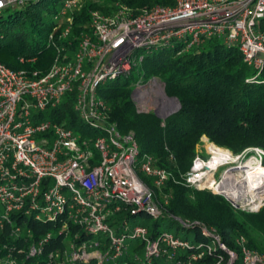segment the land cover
I'll return each mask as SVG.
<instances>
[{
	"label": "built area",
	"instance_id": "obj_1",
	"mask_svg": "<svg viewBox=\"0 0 264 264\" xmlns=\"http://www.w3.org/2000/svg\"><path fill=\"white\" fill-rule=\"evenodd\" d=\"M28 1L0 0V11ZM83 3L61 1L54 16L56 25L48 36L55 57L47 71L13 69L0 60V233L8 229L11 237L26 236L28 248L19 251L37 257L44 254L53 229L58 231L64 247L49 253L53 264L94 260L96 264H118L131 240L145 243L147 263L164 258L173 264H203L211 256V264H264V253L251 249L245 236L236 239L238 248L230 247L215 227L204 222L172 215L183 228L200 229L205 240L184 238L170 230L151 236L147 225L131 226L127 216H165L168 197L159 201L156 189L166 185L171 172L158 165L153 154L141 152L134 131L120 130L111 119L108 102L98 92L107 81L129 75L156 50L180 45L181 53L212 38L227 47L237 46L257 78L264 70V0H177L174 5L144 7L138 14L126 4H119L110 14L95 9L90 12V30L81 32L76 48L70 49L74 14ZM28 60L20 57L21 62ZM152 79L149 83L155 84L147 87L141 85L142 78L136 83L132 97L138 112L157 114L162 109L164 92ZM75 90L74 109L87 129L83 134L46 115ZM164 99L165 103L175 101L167 95ZM170 114L160 118L164 121ZM206 141L224 155L210 150L203 153ZM249 151L263 164L262 149ZM246 152L235 154L203 136L182 179L189 187L211 190L208 177L221 180ZM254 198L259 202L231 198V204L240 209L242 204H254L243 210L258 212L264 207V194ZM123 211L128 215L113 218ZM31 221L49 223L52 229L33 240ZM3 249L9 253L3 254ZM68 251L70 257L65 260ZM1 262L16 264L12 247L0 241Z\"/></svg>",
	"mask_w": 264,
	"mask_h": 264
},
{
	"label": "trees",
	"instance_id": "obj_2",
	"mask_svg": "<svg viewBox=\"0 0 264 264\" xmlns=\"http://www.w3.org/2000/svg\"><path fill=\"white\" fill-rule=\"evenodd\" d=\"M29 0L20 7H7L8 16H0V60L13 69L47 71L53 63L55 48L49 46L48 36L56 25L57 5L62 0ZM177 0H85L82 8L74 14L70 49H75L81 32L90 30V12L98 9L105 14L113 13L119 4L130 6L135 14L144 7L153 5H174ZM264 26V19L262 21ZM61 28L58 30V34ZM175 48H163L147 55L139 68L127 76L107 81L98 89L111 108V119L123 132L134 131L142 153L153 154L158 165L168 169L171 177L164 187L156 189V197L164 202L168 197L165 216L153 219L147 225L151 236L162 230H170L177 224V234L183 226L172 217L200 221L215 227L224 242L238 248L236 239L243 235L251 249L264 253V207L250 212L234 207L222 194L210 189L189 187L182 175L190 170L203 136L217 146L243 154L249 149L264 151V70L257 78L255 69L245 60L237 46L227 47L222 41L212 38L188 51L178 53ZM30 58L21 62L20 57ZM32 58H34L32 60ZM159 77L165 84L166 94L176 97L180 108L164 121L154 112H138L132 93L137 81ZM76 90L68 93L62 103L48 110L46 115L55 120L65 121L76 132L85 133L86 126L74 109ZM254 151L246 152V157ZM264 168V157L263 164ZM146 178V177H145ZM149 182L148 178H146ZM212 188L211 183H207ZM117 216L120 220L124 216ZM143 214L127 216L130 220ZM21 220V219H20ZM34 239H38L52 225L31 221ZM73 229H76L73 228ZM187 231L186 238H189ZM46 244L44 254L29 257L26 236L0 233V241L12 247L16 264H53L48 255L57 248H63V235L54 230ZM195 240H205L198 228L194 229ZM83 235H85L83 233ZM14 248V249H13ZM145 243L131 240L129 251L118 264H173L164 258H154L151 263L144 260ZM9 253L3 249V254ZM135 254L142 262H137ZM207 256L203 264H211ZM0 264H3L2 262ZM90 264H95L94 262Z\"/></svg>",
	"mask_w": 264,
	"mask_h": 264
},
{
	"label": "bare ground",
	"instance_id": "obj_3",
	"mask_svg": "<svg viewBox=\"0 0 264 264\" xmlns=\"http://www.w3.org/2000/svg\"><path fill=\"white\" fill-rule=\"evenodd\" d=\"M209 150L215 154L224 155V152L215 148L214 145L211 147L209 145ZM213 179V175H210L207 180V183H211L213 190L222 192L238 202H247L250 194L253 197L264 194V168L258 158L248 159L236 168L227 170L222 179L215 184ZM226 182L227 185L224 188L222 184Z\"/></svg>",
	"mask_w": 264,
	"mask_h": 264
},
{
	"label": "rangeland",
	"instance_id": "obj_4",
	"mask_svg": "<svg viewBox=\"0 0 264 264\" xmlns=\"http://www.w3.org/2000/svg\"><path fill=\"white\" fill-rule=\"evenodd\" d=\"M60 1V0H59ZM83 1H85V0H83ZM48 5H49V7H54V2L52 1V0H50V1H48ZM60 6H61V4L60 5H57V8H58V10H59V8H60ZM10 12L11 11H9V10H4L3 12H1L0 13V16L1 15H3V16H8L9 14H10ZM54 18V17H53ZM194 47H196V46H193V48ZM192 49V48H191ZM74 56V55H73ZM140 66H138L137 68H139ZM153 78H155V79H152V80H156V82H157V84H159V85H161V88H162V92H164L165 94H166V91H165V85H164V83L161 81V79L159 78V77H156V76H154ZM150 79L151 78H149L146 82H144V81H142V83H141V85H144V87H145V85H146V87L147 86H149L150 84H155L154 83V81H151V83H149L150 82ZM136 87H137V85H136ZM140 87V86H139ZM143 87H140V89H142ZM161 94V104H162V109H160V110H158L157 111V115L159 116V117H164V116H162L163 114L164 115H168V114H170V113H173V110H178L179 108H180V104L178 103V101L175 99V101L173 102V104L170 102V103H165L164 102V100H166L167 99V97H166V99H164V96H166L165 94ZM168 96V95H167ZM168 97H170V96H168ZM168 100V99H167ZM162 114V115H161ZM206 143H207V141H206ZM210 147H211V145H210ZM209 150V143H207V144H203V146H202V148H201V151L203 152V153H205V154H208L207 153V151ZM253 155V156H252ZM255 155H256V153H253V154H250V156L248 155L247 157H246V155L245 156H241L239 159H237L233 164H231V166L234 168H236L237 166H239V165H241V164H243V163H245L246 161H247V159H252V158H254L255 157ZM246 160V161H245ZM232 167L230 168V170L232 169ZM224 169V168H223ZM222 169V170H223ZM222 170H220V172H222ZM220 174V173H219ZM213 181H214V184L215 183H217V182H219L220 180H219V178L218 179H213ZM223 185V187L225 188L226 187V185H227V182L226 183H223L222 184ZM225 185V186H224ZM212 190V189H211ZM213 192H215L214 190H212ZM224 196V195H223ZM254 197H253V195L252 194H250L249 195V200L250 201H247V202H253L254 201ZM256 200V202H259L258 201V199H255ZM254 205V204H253ZM242 208L243 209H246V210H249L250 209V207L252 206V204H250V205H248V204H246V205H244V204H242ZM127 214V211H123V212H121V213H119V214H117L116 216H114L113 218L115 219L117 216L119 217V216H123L124 214ZM153 219L154 218H152L150 215H148V214H143V216H141V217H139V218H135V219H131L130 220V224H131V226H134V225H137V224H143V225H150V224H152V222H153ZM178 227V225L176 224L175 226H174V228H172L171 229V231L173 232V233H175V234H177V228ZM8 230V229H7ZM6 230V231H7ZM9 232V231H8ZM179 235L181 236V237H186V235H187V231L185 230V229H180V232H179ZM193 237H195V231L194 230H192L191 232H189V238H193ZM66 242H68V241H66ZM145 249V248H144ZM128 251H129V247H128ZM65 257V260H67V258L69 259V251H68V253L64 256ZM64 259V258H63ZM139 260L140 259H137V262H139ZM94 263L96 264V261L94 260Z\"/></svg>",
	"mask_w": 264,
	"mask_h": 264
},
{
	"label": "water",
	"instance_id": "obj_5",
	"mask_svg": "<svg viewBox=\"0 0 264 264\" xmlns=\"http://www.w3.org/2000/svg\"><path fill=\"white\" fill-rule=\"evenodd\" d=\"M173 98H175L177 101H178V103L180 104V102H179V100L176 98V97H173ZM176 112V111H175ZM230 202H234L231 198H229L226 194H223Z\"/></svg>",
	"mask_w": 264,
	"mask_h": 264
}]
</instances>
